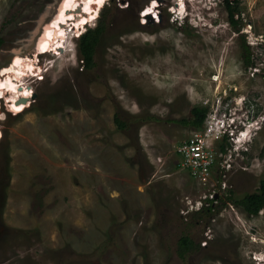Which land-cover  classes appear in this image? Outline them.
Masks as SVG:
<instances>
[{"label":"rangeland","instance_id":"1","mask_svg":"<svg viewBox=\"0 0 264 264\" xmlns=\"http://www.w3.org/2000/svg\"><path fill=\"white\" fill-rule=\"evenodd\" d=\"M59 1L0 0V72L13 55L33 60L22 110L8 107L12 88L0 92V264H264V208L250 215L227 198L264 178V0H239L236 27L222 0H104L60 48L38 52ZM100 21L88 70L74 34ZM230 98L260 127L224 178L216 163L201 185L176 152L193 128L176 120ZM222 178L226 190L198 211ZM182 235L200 245L184 258Z\"/></svg>","mask_w":264,"mask_h":264},{"label":"built area","instance_id":"2","mask_svg":"<svg viewBox=\"0 0 264 264\" xmlns=\"http://www.w3.org/2000/svg\"><path fill=\"white\" fill-rule=\"evenodd\" d=\"M231 100L232 98L223 102L221 99H217L213 102L206 114L202 128L193 129L191 135L176 149V152L181 156V166L201 185L211 182L216 163H218V171L224 178L227 171L233 167V155H243L240 151L242 143L238 142L239 135L244 133L240 124L246 123L249 129L257 126V118L253 119L255 113L252 114L250 108L245 105L240 106L243 112H247L246 117L250 118L248 122H245L243 114L237 115V107L232 110ZM224 139L227 144L224 149H221L220 144ZM223 178L221 184L208 190L209 198L215 199L216 194L226 190V182ZM206 198H208L207 195L204 200ZM204 200L202 201L207 203Z\"/></svg>","mask_w":264,"mask_h":264},{"label":"bare ground","instance_id":"3","mask_svg":"<svg viewBox=\"0 0 264 264\" xmlns=\"http://www.w3.org/2000/svg\"><path fill=\"white\" fill-rule=\"evenodd\" d=\"M157 1L158 0H154V3H157ZM103 2L104 0L59 1L53 18L45 25L41 32L42 34L40 33L39 37L37 38L36 50H38V52L47 50L55 51L57 48H60V46H62L63 42H65L68 37L65 34L69 31H66L68 27L71 31H78L80 29L82 30V28L85 27V23H87L89 20H93L94 17H96L95 15L97 11H99L98 9L103 4ZM153 7V2L152 4L148 3V6L144 12L145 17L150 16L148 12H150ZM53 44H55V46H53ZM26 65L32 66L33 60L31 62L29 61L28 57H23L20 54H16L15 57L13 55L11 61L7 65L2 67V71L0 72V92L5 93V91H2L3 88L4 90H9V88H12V90H9L11 93V99L7 102L9 103L8 107H10V109L14 112L22 110L30 96L29 88L23 87L24 85L21 86L20 84V78L24 73V67ZM3 77L4 80H2ZM5 83H7L9 86L3 87L2 84ZM20 97H22V100H25L17 101Z\"/></svg>","mask_w":264,"mask_h":264},{"label":"trees","instance_id":"4","mask_svg":"<svg viewBox=\"0 0 264 264\" xmlns=\"http://www.w3.org/2000/svg\"><path fill=\"white\" fill-rule=\"evenodd\" d=\"M222 2L225 4V7L228 10L230 22L233 26L236 27L238 25V20L237 18H235V12L239 11V0H222ZM103 31L104 24L100 21V23L96 27L87 28L77 39L78 56L88 70L92 69V67L95 65L94 55ZM2 42L3 38L0 35V46ZM241 46V57L245 66L253 65L254 62L251 59L250 45L246 43L244 39ZM208 110L209 106L193 105L190 109L189 116L177 119L176 121L193 129H201ZM114 122L119 129H125L128 124V121L122 118V115H120L119 111H116L114 114ZM225 141L226 140L224 139L223 143L220 144L221 149L225 148V145L227 144V142ZM220 177L221 175L219 174V178ZM220 180L221 179L218 180V184H220ZM232 193V190H230L227 198L229 200H232L237 205H240L247 214L255 215L262 208H264V178L260 179L259 184L254 191L246 193L240 199H234ZM214 200L215 199L213 198H206V200L204 201L208 203V206L206 207L203 204L198 211L206 208H208V210H211L210 204ZM196 245L200 246L199 243L196 244L194 240L188 235H182L178 239L177 252L180 257L184 258L187 253L196 248Z\"/></svg>","mask_w":264,"mask_h":264},{"label":"clouds","instance_id":"5","mask_svg":"<svg viewBox=\"0 0 264 264\" xmlns=\"http://www.w3.org/2000/svg\"><path fill=\"white\" fill-rule=\"evenodd\" d=\"M176 4H177V6L179 5V3L178 2H176ZM155 5V4H154ZM148 6V5H147ZM155 7V6H154ZM153 7V8H154ZM147 8V7H146ZM144 11V10H143ZM152 11H154V9H151L150 10V12H148L149 14H152ZM180 11L179 10H176V9H173V11L171 12V13H173V14H175L177 17L180 15V13H179ZM184 14L182 15V17L184 18L187 14H188V12H186L185 10H184ZM143 16H144V12H143ZM175 16V17H176ZM181 17V16H180ZM181 17V18H182ZM79 34H77V35H75L74 34V36L75 37H77V39L79 38V36L81 35H79ZM240 125H243L244 127H243V129H244V135H243V137H244V139H242V140H239L238 142H241L242 141V144L240 145V151H241V153L242 154H244V153H246V149H247V147H246V143L251 139V137L253 136H246V133L248 134V132L250 131V132H252L253 134L255 133V131L257 130V129H259V127L258 126H253V127H251V129H249V127L246 125V123H244V124H240ZM247 130H249V131H247ZM241 135V134H240ZM241 138V137H240Z\"/></svg>","mask_w":264,"mask_h":264},{"label":"water","instance_id":"6","mask_svg":"<svg viewBox=\"0 0 264 264\" xmlns=\"http://www.w3.org/2000/svg\"><path fill=\"white\" fill-rule=\"evenodd\" d=\"M23 98H25V97H23ZM19 100H22V97L18 98V100H17V101H19ZM23 100H25V99H23ZM23 100H22V101H23Z\"/></svg>","mask_w":264,"mask_h":264},{"label":"flooded vegetation","instance_id":"7","mask_svg":"<svg viewBox=\"0 0 264 264\" xmlns=\"http://www.w3.org/2000/svg\"><path fill=\"white\" fill-rule=\"evenodd\" d=\"M142 10V9H141Z\"/></svg>","mask_w":264,"mask_h":264}]
</instances>
